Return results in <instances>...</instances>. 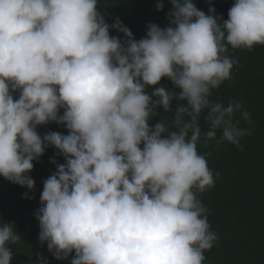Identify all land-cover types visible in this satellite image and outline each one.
I'll use <instances>...</instances> for the list:
<instances>
[{"label": "clouds", "instance_id": "9594fccd", "mask_svg": "<svg viewBox=\"0 0 264 264\" xmlns=\"http://www.w3.org/2000/svg\"><path fill=\"white\" fill-rule=\"evenodd\" d=\"M168 2L167 26L148 24L136 40L119 18L106 22L98 0H0V177L32 191L33 162L49 147L64 158L35 213L56 260L203 264L218 239L197 198L214 186L197 144L240 147L251 134L233 120L251 124L240 103L210 97L238 63L229 47L264 46V0H234L226 20L193 0ZM161 110L171 117L150 124ZM50 123L67 134L41 137ZM20 242L0 222V264Z\"/></svg>", "mask_w": 264, "mask_h": 264}, {"label": "trees", "instance_id": "16d2710c", "mask_svg": "<svg viewBox=\"0 0 264 264\" xmlns=\"http://www.w3.org/2000/svg\"><path fill=\"white\" fill-rule=\"evenodd\" d=\"M157 2L164 4L161 11H156ZM193 3L206 14L209 7H214L216 15L226 20L234 0H211V4L208 0H193ZM97 7L109 25L119 18L139 40L145 36L148 24L167 26L166 13L171 5L168 0H98ZM110 35L123 39L114 30H110ZM227 55L238 63L231 70V79L212 90L210 100L225 106L229 102L240 103L241 111L249 113L251 124L239 112L233 120L251 134L240 139V147L227 142L217 144L215 140L205 142L203 137L197 144V151L205 156L214 178V186L197 193V198L206 209L210 231L218 237L213 247L204 252L203 264H264V46L239 50L229 47ZM160 84L168 89L172 87L163 78ZM164 115L171 117L172 113L161 110L150 124L154 125ZM205 116L206 112H202V133L209 128ZM37 131L41 137L49 131L67 134L63 126L55 123L40 126ZM219 135L218 132L217 138ZM62 163L64 158L54 148H47L33 162L29 173L35 182L32 191L0 177V222L14 224L21 238L20 243L9 245L13 253L10 264H40L41 258L47 264H70L71 256L56 260L47 245L39 243L40 229L35 215L40 207L43 181ZM25 193L31 198H25Z\"/></svg>", "mask_w": 264, "mask_h": 264}]
</instances>
